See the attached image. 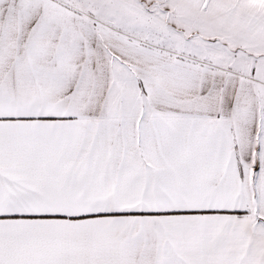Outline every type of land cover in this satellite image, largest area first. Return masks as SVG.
<instances>
[{"label":"snow or ice","instance_id":"obj_1","mask_svg":"<svg viewBox=\"0 0 264 264\" xmlns=\"http://www.w3.org/2000/svg\"><path fill=\"white\" fill-rule=\"evenodd\" d=\"M0 264H264V0H0Z\"/></svg>","mask_w":264,"mask_h":264}]
</instances>
